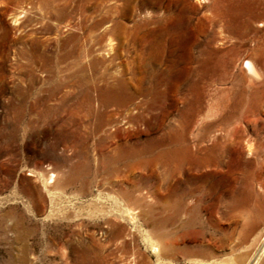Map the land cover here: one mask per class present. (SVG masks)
<instances>
[{
    "label": "rangeland",
    "instance_id": "rangeland-1",
    "mask_svg": "<svg viewBox=\"0 0 264 264\" xmlns=\"http://www.w3.org/2000/svg\"><path fill=\"white\" fill-rule=\"evenodd\" d=\"M255 234L264 0H0V264H231Z\"/></svg>",
    "mask_w": 264,
    "mask_h": 264
},
{
    "label": "bare ground",
    "instance_id": "bare-ground-1",
    "mask_svg": "<svg viewBox=\"0 0 264 264\" xmlns=\"http://www.w3.org/2000/svg\"><path fill=\"white\" fill-rule=\"evenodd\" d=\"M233 8V7H232ZM216 9V8H215ZM214 10V9H213ZM217 11V10H216ZM223 15V13H222ZM213 17L212 20L214 22H217L220 24V26L222 27L223 24V20H222V16L221 14L219 15L217 12L213 11ZM239 16V15H238ZM214 18L217 20H214ZM137 25V24H136ZM138 26V25H137ZM219 26V25H218ZM110 31V30H109ZM108 31V32H109ZM73 40L75 41V37L73 38ZM62 45H65V43H61ZM68 44V43H67ZM63 57H68V56H73V51L68 49L65 51V54L62 55ZM245 66H244V72L245 74L249 75L250 78H254V79H258L260 77L259 75V68H256V61L253 57L248 58L245 60ZM251 82V81H249ZM111 88V87H110ZM103 104V103H102ZM133 109V108H132ZM110 126V125H109ZM104 131V130H103ZM234 132V131H233ZM233 136V134H232ZM235 136H233V138L230 140L231 143L233 145H236L237 148H239V146L242 144V139H240V136L234 138ZM164 140V139H163ZM226 143V142H225ZM221 146V145H220ZM219 147V145H218ZM234 147V146H233ZM240 150H243L242 146H240ZM247 152H251L250 149V145L248 144V146L246 147ZM235 153V152H234ZM240 153V152H239ZM159 155V154H157ZM183 156V155H182ZM160 157V156H158ZM180 158V157H179ZM240 159V158H239ZM157 161H155L154 163H156ZM153 166L155 164H152ZM151 165V166H152ZM54 176H51V180L49 182L52 181V178ZM137 190V189H136ZM133 192V191H132ZM139 194V193H138ZM192 192L190 191H183V194L178 198V201L176 204H178L180 207H182L184 205V207L182 208L184 210V213L186 211H193L191 210V207L189 205H185L184 203V199H186L187 197L190 198L192 195ZM137 195V194H136ZM137 198V197H136ZM139 198V197H138ZM179 209V208H178ZM130 212V211H129ZM182 212V211H181ZM192 213V212H191ZM131 214V213H130ZM190 214V213H189ZM134 216H132L133 219ZM253 235V234H252ZM154 253H158L159 250L158 248L152 246L151 249ZM170 250V249H169ZM172 250V249H171ZM158 256H160L158 254ZM231 264H264V238L261 239V236L256 238V234L255 236H252L250 242H248V244L244 247L243 251L240 252L237 257L234 259V261Z\"/></svg>",
    "mask_w": 264,
    "mask_h": 264
}]
</instances>
